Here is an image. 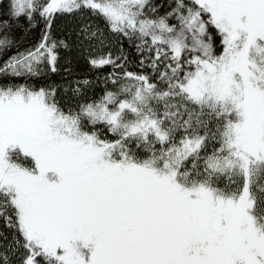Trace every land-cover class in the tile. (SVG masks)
Returning a JSON list of instances; mask_svg holds the SVG:
<instances>
[{"label": "snow or ice", "instance_id": "6c2138e0", "mask_svg": "<svg viewBox=\"0 0 264 264\" xmlns=\"http://www.w3.org/2000/svg\"><path fill=\"white\" fill-rule=\"evenodd\" d=\"M162 7L0 10V264H264V0ZM62 15L98 46L87 62L111 68L99 96L73 81L69 104L30 83L58 70ZM39 19L40 42L19 51L12 25ZM106 32L131 42L140 71Z\"/></svg>", "mask_w": 264, "mask_h": 264}, {"label": "trees", "instance_id": "16d2710c", "mask_svg": "<svg viewBox=\"0 0 264 264\" xmlns=\"http://www.w3.org/2000/svg\"><path fill=\"white\" fill-rule=\"evenodd\" d=\"M155 3L163 5L161 8V13L167 8V5L171 0H154ZM7 8V0H0V10H5ZM81 17L73 15H62L57 16L54 20L51 28V35L53 39L57 41H63L67 46H61L58 49L59 61L57 64V72L46 73L40 78L30 81L36 87H48L53 86L57 88V98L65 104L72 103L71 92L65 91L73 81L88 80L91 82L87 86L85 92V98H91L92 96H99L105 89V84L103 80L97 79L101 76L107 75L110 71V67H105L103 69H95L88 62L87 58L89 52L99 51L97 45H94L92 49L88 48L87 44L82 43L79 38V27L81 23ZM103 28L102 21H95ZM45 30V24L42 19L34 21L31 25L21 20L12 25L11 38L15 41L18 50L24 51L35 45H37L42 37ZM104 44L106 50H111L114 55L120 54L121 47L123 52L128 56V70L130 71H140L138 65L139 57L137 55L134 46H130L131 42L124 39L118 40V38L110 33H105ZM14 48L13 51H16ZM11 53H9L10 55ZM4 59L7 56L3 57ZM0 231H4L6 234L7 229L0 224ZM9 235V239L10 234Z\"/></svg>", "mask_w": 264, "mask_h": 264}, {"label": "rangeland", "instance_id": "374dc122", "mask_svg": "<svg viewBox=\"0 0 264 264\" xmlns=\"http://www.w3.org/2000/svg\"><path fill=\"white\" fill-rule=\"evenodd\" d=\"M105 76H106V75H105ZM105 76H101L100 78H97V79L103 80V78H104Z\"/></svg>", "mask_w": 264, "mask_h": 264}]
</instances>
